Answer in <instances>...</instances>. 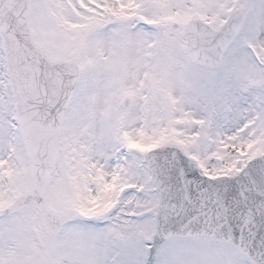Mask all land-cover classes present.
<instances>
[{
  "label": "snow or ice",
  "instance_id": "snow-or-ice-1",
  "mask_svg": "<svg viewBox=\"0 0 264 264\" xmlns=\"http://www.w3.org/2000/svg\"><path fill=\"white\" fill-rule=\"evenodd\" d=\"M0 264H264V0H0Z\"/></svg>",
  "mask_w": 264,
  "mask_h": 264
}]
</instances>
